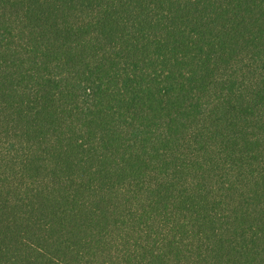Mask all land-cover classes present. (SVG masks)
Wrapping results in <instances>:
<instances>
[{"label": "trees", "instance_id": "1", "mask_svg": "<svg viewBox=\"0 0 264 264\" xmlns=\"http://www.w3.org/2000/svg\"><path fill=\"white\" fill-rule=\"evenodd\" d=\"M0 264H264V0H0Z\"/></svg>", "mask_w": 264, "mask_h": 264}]
</instances>
